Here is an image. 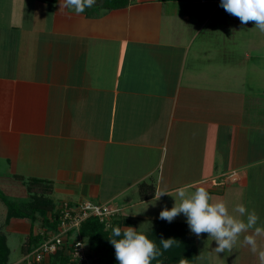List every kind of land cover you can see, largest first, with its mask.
I'll list each match as a JSON object with an SVG mask.
<instances>
[{
  "label": "crops",
  "instance_id": "1",
  "mask_svg": "<svg viewBox=\"0 0 264 264\" xmlns=\"http://www.w3.org/2000/svg\"><path fill=\"white\" fill-rule=\"evenodd\" d=\"M171 2L196 3L76 14L60 0H17L0 24V184L39 179L59 204L111 205L141 233L181 229L197 264L186 216L159 214L179 187H204L230 211L264 202V33L218 6ZM142 182L171 196L142 199ZM16 219L28 218L7 224ZM209 239L208 264H230L233 249ZM236 248H249L243 236Z\"/></svg>",
  "mask_w": 264,
  "mask_h": 264
},
{
  "label": "clouds",
  "instance_id": "2",
  "mask_svg": "<svg viewBox=\"0 0 264 264\" xmlns=\"http://www.w3.org/2000/svg\"><path fill=\"white\" fill-rule=\"evenodd\" d=\"M95 3L96 0H60V7L81 14ZM221 7L239 18L242 25L254 22L255 28L264 33V0H221ZM165 194L170 195L164 191L156 192L155 199L159 200ZM176 197L180 202L177 203L174 198L175 204L171 209L164 208L159 214L160 219L170 223L178 215L184 214L192 233L198 237L207 233L213 238L218 245L215 248L217 253L231 251L243 236V244L253 254L258 255L259 264H264V248L258 242L264 238V225L258 226L260 217L255 210H249L241 203L236 204L230 211L223 200L213 202L212 196L204 187H198L191 193L185 187H179L176 189ZM174 241L171 238L159 240L164 250L169 249ZM109 242L114 246L119 264H152L161 254L153 240L131 226L123 230L112 227V238H109ZM180 264H184V261Z\"/></svg>",
  "mask_w": 264,
  "mask_h": 264
},
{
  "label": "trees",
  "instance_id": "3",
  "mask_svg": "<svg viewBox=\"0 0 264 264\" xmlns=\"http://www.w3.org/2000/svg\"><path fill=\"white\" fill-rule=\"evenodd\" d=\"M133 1L135 0H96L94 6L106 9H117L127 7ZM206 5L208 10H211L213 6H216L214 3H206ZM218 7L223 9L221 6ZM17 177L23 180L24 184L27 185V191L31 195L32 200L25 203L22 207L11 201L5 194H3L4 192L1 191L0 198L8 207V221L13 217H21L30 219L32 221V226L38 221L41 222L43 230L37 232L32 230L22 248V252L28 253L33 247L46 239L52 232L59 230L60 210L57 208L55 200L50 196L54 188L53 183L39 179L25 181L23 177ZM155 193L156 187L153 183L142 182L140 184V197L142 199L151 198ZM119 221L120 220L117 221V219H115L112 223V227L121 228V223ZM112 227L107 230L105 224L100 222L97 218H91L81 226V234L88 243L91 254L98 257L100 264H119L115 257L114 246L109 242V238H112ZM167 231L169 232L166 233L165 231V234L162 232H158V234L145 233L149 239L153 240L157 246L162 249L163 247L159 242L161 238H171L175 240L169 249H163L165 254L161 253V255H159L161 259L158 260L164 264H180L181 261H184V264H196V248H190V246L194 244L193 236H187V240H185L186 233H183L181 229L171 228ZM106 232L108 233L107 235H105ZM10 253L11 248L8 245L7 236L4 231L0 230V264H9ZM47 259H49V264H66L68 261V257L64 254L63 250L49 256Z\"/></svg>",
  "mask_w": 264,
  "mask_h": 264
},
{
  "label": "built area",
  "instance_id": "4",
  "mask_svg": "<svg viewBox=\"0 0 264 264\" xmlns=\"http://www.w3.org/2000/svg\"><path fill=\"white\" fill-rule=\"evenodd\" d=\"M202 3H214L221 6V0H198ZM59 230L52 232L46 239L26 253V264H41L49 256L60 250L68 257L66 264H100L97 256L91 254L89 245L81 234V226L91 218L104 223L106 229L112 227L117 209L108 204H97L89 200L77 203L64 201L58 208ZM111 225V227H109ZM77 245H80L77 247Z\"/></svg>",
  "mask_w": 264,
  "mask_h": 264
},
{
  "label": "rangeland",
  "instance_id": "5",
  "mask_svg": "<svg viewBox=\"0 0 264 264\" xmlns=\"http://www.w3.org/2000/svg\"><path fill=\"white\" fill-rule=\"evenodd\" d=\"M196 3H199V1H196ZM192 3V4H186L185 6H180L181 3H169V6L174 7L175 9H182L185 7H188L189 5H196L198 6L199 4ZM173 4H179L178 7H175ZM15 6H18L17 0H0V24L1 22H5L8 17L11 16L13 9L17 8ZM258 36H261V39H264V35L259 34ZM252 38V36H251ZM257 38H252V41L256 40ZM264 177V176H263ZM0 182L4 183L6 180V176H0ZM0 184V191L4 192H9V195H6V197L10 196L11 201L15 202L17 205L22 206L32 200L31 195L27 191V185L18 183L15 180H10L9 183L6 184V190L1 188ZM258 193L260 194L261 200L264 201V187L258 189ZM263 196V197H262ZM15 198V199H14ZM53 198L57 201L56 206L59 208L61 203L59 204V201L61 200L62 196L60 195H54ZM68 201V200H65ZM64 202V201H63ZM249 210H254L256 208V211L258 213L264 214V202L263 203H257L256 205H249ZM7 208L5 204L0 201V228L1 229H6V226L8 227L9 231V244L12 248V254H11V259L12 261H18L17 264H26V261L23 259L25 257V253L22 252L21 250V245L24 243L25 237L28 235L31 229V223L30 220L28 219H16L12 221L11 224H17L15 226H11L7 224ZM119 214V213H118ZM117 214V215H118ZM121 223V228L124 229L125 227H132V224L126 221H119ZM37 223V231L43 230L41 226V222L38 221ZM260 224L264 225V221H260ZM9 225V226H8ZM10 228V229H9ZM108 233L106 232L105 235ZM209 234L203 233L200 235V246L199 248V253H198V259H197V264H208L209 262V254H208V248L207 244L210 242L209 239ZM211 238V237H210ZM239 242L237 243V245ZM236 245V247H237ZM261 248L264 247V245H260ZM206 247V248H205ZM235 247V246H234ZM233 248L232 251V257H231V262L230 264H259V259L258 255L253 254L250 251V248ZM160 252L164 253V250L160 248ZM165 254V253H164ZM161 255V254H160ZM23 257V258H22ZM161 257L157 256L156 259L152 261V264H164L161 263L160 260ZM22 260V261H20ZM212 260V258H211ZM41 264H49V259L45 260Z\"/></svg>",
  "mask_w": 264,
  "mask_h": 264
}]
</instances>
